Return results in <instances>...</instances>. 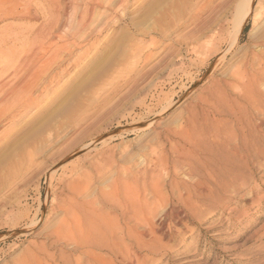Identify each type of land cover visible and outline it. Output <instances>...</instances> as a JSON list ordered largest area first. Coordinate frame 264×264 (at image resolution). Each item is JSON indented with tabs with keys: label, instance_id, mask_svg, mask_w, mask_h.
Instances as JSON below:
<instances>
[{
	"label": "rangeland",
	"instance_id": "rangeland-1",
	"mask_svg": "<svg viewBox=\"0 0 264 264\" xmlns=\"http://www.w3.org/2000/svg\"><path fill=\"white\" fill-rule=\"evenodd\" d=\"M241 2L244 0H127L125 7L112 12L101 4L85 23L88 24L87 27L91 26L86 29L89 32L79 38L75 35L78 34V24L75 22L80 18V9L78 10V5H74L68 9L67 16L61 19L65 24L60 36L66 32L61 36V41L34 38L32 32L43 25L44 18L49 16L47 12H50L45 8L46 2L42 0H30L32 11L38 13L34 20L11 17L0 20V37L6 32L20 33L25 30L27 33L24 32L23 35L28 37L22 39L23 42L9 43L8 48L0 50V61L8 53V56L14 55L8 70L12 64L14 67L16 62L24 59L28 63L38 62L31 70L35 74L33 73L32 81L27 86L30 97L34 98L33 102L15 99L7 105L0 104V149L15 140L16 145L22 147L17 151L11 146L5 155L0 151V200H4L13 180L18 181L14 184L20 189L21 179L26 180L20 205L15 207L17 212L23 214H19L18 220L16 218L13 221L14 225L22 229L26 227V223L41 220L31 236L18 235L9 239L4 237L8 229L14 226L13 222L5 225L0 223V264L23 263L25 251L31 249L29 243L44 242V232H49L60 224L65 216L64 208L71 206L69 202L74 197L66 188L69 181L76 183L79 179L80 184L88 185L82 198L76 199L77 202L81 203L85 199L93 202L96 197L99 198L98 191L108 190L116 175L138 188L135 191L142 212L138 210L137 214L142 216L140 220L134 217L136 221H129L127 218L131 214L124 215L123 220L121 215H117L118 212H109L110 219H120L123 230L121 239L124 241H119L117 251L115 249L113 254L109 250H103L104 248L96 250L95 253L100 255L99 260H109L108 264H264V138L260 139L258 145L261 152H253L252 149L248 158L246 156L248 163H245V159L235 151L238 142L234 134L240 132H237L238 126L232 115L216 119L210 117L207 123L210 124H203L204 134H198V137L205 139L204 136H207L209 143L207 142L206 151L200 155L201 159L200 156L197 158L190 154V145H185L183 149V141L172 135L183 134V119L189 116L190 106H199L198 97L205 96L217 82L229 81L246 55L263 52L258 44L264 38V15L254 22L251 14L235 44L228 43L236 14L234 9ZM260 7L264 9V0H253L252 8L257 10ZM199 10L201 14L197 15ZM199 17L208 20L211 18L214 23H210L211 20L207 22L212 29L222 24L224 26L222 35L214 46L219 54H213L208 64L202 62L201 54H188L185 48L186 43L193 40L187 39L186 35H189L187 33L191 32L194 23L201 20ZM215 19L220 24L217 25ZM106 22L109 28L106 26L102 34L90 33ZM152 41L156 45L153 43V47L146 49ZM62 43L66 44L65 47ZM142 47L145 50L132 55V49ZM68 50H72V53ZM181 64L184 71L179 70ZM104 66L106 71L101 78L88 87V83L98 72H102ZM14 68L9 72L12 73L17 67ZM24 69L27 67L18 69L21 71H18L17 76H22ZM1 76L9 85L13 84L11 75L5 73ZM51 78L54 79L52 82ZM261 88L264 90L263 82ZM230 91L233 96L239 93L237 88ZM254 120L261 128H258V134H264V115H258ZM220 132L224 133L218 134ZM229 132L232 135L224 136ZM23 136L26 137L25 140ZM163 146L164 154H167V168L155 159L165 160L161 159ZM27 150L32 151L30 165L26 157ZM178 153L184 156L179 157ZM190 156L192 157L189 158ZM175 161L176 164L173 163ZM29 171L31 174L35 173L32 174L34 177H30ZM52 173H56L53 178ZM129 173L134 178L137 177L136 183H139L134 184ZM84 174H89L86 181L87 176ZM153 180L156 184H153ZM152 184L160 189L159 197L151 196L154 195ZM158 200L164 203L157 202ZM64 201L69 203H66L67 207ZM11 205L15 203L11 202ZM149 208L154 210L147 212ZM147 215L151 217H145ZM129 227H134V236L127 230ZM136 232L139 234L136 235ZM126 233L130 234V237L127 236L129 239L125 238ZM63 246L64 254L72 256L71 259L83 256L81 250L74 254L69 252V245ZM45 249V253L56 257L52 264H62L57 259L61 247L46 246ZM125 254H128L130 259L127 260L131 262L124 259L125 256L122 257ZM103 261L98 264H105Z\"/></svg>",
	"mask_w": 264,
	"mask_h": 264
},
{
	"label": "bare ground",
	"instance_id": "bare-ground-1",
	"mask_svg": "<svg viewBox=\"0 0 264 264\" xmlns=\"http://www.w3.org/2000/svg\"><path fill=\"white\" fill-rule=\"evenodd\" d=\"M34 1V0H33ZM45 4V8L50 11L47 12V14L49 13V16L44 18V23L43 25L36 31L32 32L34 34V38L35 39H40V40H44L45 39H51L53 41V39H59L61 41L62 37L64 36L66 33L64 31V33H61L60 36V32L63 30V26L65 24L62 23L63 21H61V19L65 16H67V12L68 9L71 8L72 6H76L78 5L79 8L78 10L80 11V18L79 20L75 23H77L76 25L78 26V34L77 37H82L85 36L86 33H88L89 31L86 32V29L90 26L87 27L88 24H85L86 21L88 20V18L90 17V15L93 13V11L95 10V8H98L101 6V4L105 5V7L107 8V11L112 12V10H116V9H120L122 8V6H126L127 0H64L63 5L60 2V0H42ZM129 1V0H128ZM225 1V0H224ZM252 3L253 0H244V2L240 3V6H237L234 9L235 14V18H233L234 20L232 21V31L229 33V40L228 43L231 45L235 44L234 42L238 39V36L242 30L243 25L246 23L248 17L253 14V20L254 22H256L259 18H261L264 15V9H262V7H260L259 9L255 10L252 8ZM97 4V5H96ZM242 4V5H241ZM83 6V7H82ZM124 6V7H125ZM73 8V7H72ZM200 9V8H199ZM77 10V11H78ZM123 10V9H122ZM201 10H199L197 12V15H200ZM107 13V12H106ZM196 13V12H195ZM204 13V12H203ZM37 11H32L31 7H30V0H28V2H25V0H0V20H2L3 18L6 17H11V18H15V19H19V20H27V19H35L37 17ZM78 14V13H77ZM70 15V14H69ZM212 15V14H211ZM77 16V15H76ZM195 16V15H194ZM105 17V16H104ZM205 17H208L207 15ZM72 18V16H71ZM106 18V17H105ZM198 18V17H197ZM200 18V17H199ZM210 18V17H209ZM200 21H197V23L193 25L191 32L188 31L186 35L187 39L193 38L192 41L187 42V40L185 42V48H187L186 50H188V54L189 52H191L192 54H197V55H202L203 56V63H209L211 57L214 55H218L219 53H217L216 51L218 50H214V46L216 45V40L220 37V35H222L223 32V24L220 26H215L216 28L210 29L208 22L209 20L210 23H212V19L210 18L208 19H203L200 18ZM203 19V20H202ZM71 20V19H70ZM208 20V22H207ZM221 20V19H220ZM219 20V22H221ZM93 21V20H92ZM216 21V19H215ZM218 21V20H217ZM217 23L220 24V23ZM89 23V22H88ZM98 23V22H97ZM214 23V22H213ZM215 23V25H216ZM109 24H101L97 29L91 31L90 33L92 34V32H96L98 34H102L105 31V27H108ZM97 27V25H95ZM95 26H92L95 28ZM91 27V26H90ZM224 27V26H223ZM12 28V27H9ZM8 28V30H10ZM109 28V27H108ZM107 28V29H108ZM91 29V28H90ZM106 29V30H107ZM6 29V31H8ZM16 30V29H13ZM18 30V29H17ZM22 30V29H21ZM31 30V29H30ZM24 31V30H23ZM26 31V30H25ZM24 31V32H25ZM5 32V30L3 31ZM12 32V31H11ZM15 32V31H14ZM24 32H16V33H10V32H6V34H3V36L0 37V50L8 48L9 43H17L18 42H23L24 40ZM76 32V33H77ZM206 32V34L204 35V33ZM1 33V32H0ZM27 33V32H25ZM29 33V32H28ZM31 33V32H30ZM64 34V35H63ZM89 34V35H91ZM72 35V34H71ZM70 35V37H71ZM87 35V36H89ZM199 35H204V36H199ZM27 36V35H26ZM33 37V36H32ZM28 38V37H26ZM25 38V39H26ZM31 38V36H30ZM29 38V39H30ZM33 38V39H34ZM73 38V37H72ZM71 38V39H72ZM90 38V37H89ZM23 39V40H22ZM76 39V37H75ZM222 39V37L220 38ZM22 40V41H20ZM67 40V39H66ZM69 40V39H68ZM219 40V39H218ZM217 40V42H218ZM49 41V40H48ZM47 41V42H48ZM85 41V40H84ZM43 42V41H41ZM184 42V44H185ZM220 42V41H219ZM40 43V42H39ZM65 43V41H64ZM71 43V42H70ZM153 41L151 43H149V45L146 47V49H150L151 47H153ZM221 43V42H220ZM219 43V44H220ZM260 44H258L259 48H261L263 50V52L261 53H252L250 56L246 55V57L243 59L242 63L239 65L238 69L235 70V73L233 74V76H231L232 78L229 81H225V82H217V84L214 85L213 88L211 89H207V93L205 96H200L198 97L197 103L199 104V106H195L193 105L190 106V110H189V116L185 117L183 119V134H172L173 137L177 136L178 139H180L181 141H183V149H185V145H190L191 146V150H190V154L195 155V157L197 156V158H199V156L202 154V152L206 149L207 147V136L205 139L198 137V134H204L203 132V124H207L209 122V118L211 117V119H216L219 117H225V116H230L232 115V117L234 118L237 126H238V130L237 132H240V134H234L235 138L237 139L238 144L235 146V151L236 153L239 154V156L245 161V163H248V160L246 161V159L248 158V154L249 152H251L252 149L253 152L256 150L258 153L261 152V150L259 151L260 148H258L260 139L264 138V134H258V127L259 125H256V120H254L255 118H257L258 115L263 116L264 115V90H261V83H264V38L259 41ZM55 44V43H53ZM63 44V43H62ZM62 44L60 46H62ZM69 44V43H68ZM67 44V45H68ZM74 44V43H73ZM72 44V45H73ZM155 44V43H154ZM183 44V45H184ZM11 45V44H10ZM15 45V44H14ZM64 45V44H63ZM66 45V44H65ZM64 45V47H65ZM75 45V44H74ZM77 45V44H76ZM156 45V44H155ZM56 46V45H55ZM58 46V48L60 47ZM143 46V45H142ZM68 48H70L69 46H67ZM66 47V48H67ZM75 47V46H74ZM57 48V50H58ZM76 48H78L76 46ZM10 49V48H9ZM8 49V51H9ZM40 49V48H39ZM49 50V49H48ZM64 50V49H63ZM142 50H145L143 47L142 48H134L131 50L132 55L134 56L135 54H139V52H141ZM223 50V49H222ZM69 51V50H68ZM72 51V50H71ZM71 51H69V53H72ZM173 51V50H172ZM2 52V51H1ZM4 52V51H3ZM5 53V52H4ZM13 53V52H12ZM1 54V53H0ZM9 54V53H8ZM7 56L4 58V60L0 61V76L2 74L11 75V79H13L14 81L13 84L8 83V81H4L3 77L2 79H0V104H5L7 105V103L9 101L18 99L19 101L21 100H25V102H29L32 103L34 98L30 97V93L28 92V88L27 86L29 85V83L32 81V77L35 74L34 72H31V70L34 68V66L36 65L31 61V62H27V61H18L16 62V64L14 65V67L18 68V69H22V67H27V69H24V73H22V76H17L18 70L17 68L15 69L12 64V66L9 67L10 70H8V65L9 62L12 60V58H14L12 55L11 56ZM11 54V52H10ZM191 54V55H192ZM221 54V53H220ZM225 54V53H224ZM6 55V54H4ZM45 55V54H44ZM68 55V54H67ZM72 55V54H71ZM150 55V54H149ZM200 55V56H201ZM43 56V55H42ZM224 56V55H223ZM4 57V56H3ZM41 58V57H40ZM149 58H151L149 56ZM30 60V59H29ZM135 60V59H134ZM147 60V59H146ZM188 61V60H187ZM42 62V61H41ZM65 62V61H64ZM63 62V63H64ZM67 62V61H66ZM69 62V61H68ZM191 62V61H189ZM188 62V63H189ZM12 63V62H11ZM33 63V64H32ZM45 63V61H44ZM183 63V62H182ZM185 63H187L185 61ZM194 63V62H193ZM180 64V63H179ZM185 65V64H184ZM180 66V67H179ZM179 70H183V64L179 65ZM176 67V66H175ZM187 67V66H186ZM15 69L13 70V72H9L11 71V69ZM102 68V67H101ZM100 68V69H101ZM99 69V70H100ZM17 70V71H16ZM106 71L105 66L102 70V72H98L94 78L91 80L90 83H88V87L92 86L95 82H97L101 76L104 74V72ZM184 71V70H183ZM9 72V74H8ZM138 73V71H136ZM173 72V71H172ZM34 73V74H33ZM171 73V72H170ZM186 73V72H185ZM233 73V72H232ZM230 73V74H232ZM58 74V73H57ZM95 74V73H94ZM169 74V73H168ZM189 74V73H188ZM187 74V75H188ZM137 75V74H136ZM7 76V77H8ZM139 76V75H138ZM141 76V75H140ZM230 76V75H229ZM5 77V76H4ZM54 77V75H53ZM142 77V76H141ZM140 77V78H141ZM144 77V76H143ZM55 78V77H54ZM136 78V77H135ZM139 77H137L138 79ZM142 79V78H141ZM210 79V78H209ZM10 80V79H9ZM52 82V80H54L53 78L50 79ZM140 80V79H139ZM138 80V81H139ZM225 80V79H224ZM11 81V80H10ZM212 81V80H211ZM135 83V82H134ZM196 83V82H195ZM214 83V82H213ZM137 84V83H136ZM136 86V85H135ZM87 87V86H86ZM87 87V88H88ZM134 87V86H133ZM132 87V89H133ZM233 88H237L238 90V94H236L235 96H233V94L231 93L230 90H232ZM89 89V88H88ZM190 89V88H189ZM200 90V89H199ZM236 90V89H235ZM131 91V89L129 90ZM188 91V90H187ZM28 92V93H27ZM204 93V91H202ZM42 93V92H41ZM186 93V92H185ZM192 93V92H191ZM202 93V94H203ZM234 93V92H233ZM198 94V93H197ZM199 94H201L199 92ZM190 96V95H189ZM28 104V103H27ZM232 104H234V107H236L234 109V107L232 106ZM195 106V107H194ZM3 107V106H2ZM199 109L200 112L197 110ZM1 110V108H0ZM188 111V109H187ZM8 118V117H7ZM12 118V117H11ZM228 118V117H227ZM232 118V119H233ZM263 118V117H262ZM261 118V119H262ZM260 119V121H261ZM12 120V119H11ZM259 120V119H258ZM256 121V122H254ZM213 122V121H212ZM261 123V122H260ZM263 123V121H262ZM150 124V123H149ZM210 124V123H209ZM207 124V125H209ZM215 124V123H214ZM235 124V125H236ZM264 124V123H263ZM206 125V127H207ZM218 125V124H216ZM221 125V124H220ZM230 125V124H229ZM146 126V125H145ZM215 127V125L212 124V127ZM263 126V125H262ZM219 127V126H218ZM145 128V127H144ZM149 128V126H148ZM211 128V126H210ZM263 128V127H262ZM223 129V128H222ZM227 129V128H226ZM236 129V127H235ZM182 130V129H181ZM205 130V129H204ZM210 130V129H208ZM237 130V129H236ZM261 130V128H260ZM228 131V130H227ZM264 131V130H263ZM209 132V131H208ZM206 132V133H208ZM232 132V131H231ZM236 132V133H237ZM174 133V132H173ZM224 132H220L218 134H221ZM234 133V132H233ZM168 134V133H167ZM216 134V133H215ZM223 135V134H222ZM227 135H232L230 134H224V136ZM33 136V135H32ZM220 136V135H219ZM176 137V138H177ZM24 138V136L22 137ZM26 138V137H25ZM24 138V140H25ZM212 139H215L214 137L211 136ZM222 138V137H221ZM224 138V137H223ZM227 138V137H226ZM225 138V139H226ZM234 138V139H235ZM21 139V138H20ZM218 139V137H217ZM229 139V138H228ZM261 139V140H262ZM19 140V139H17ZM206 140V141H205ZM82 141V140H81ZM216 141V139H215ZM9 142V139H8ZM20 142V141H19ZM25 142V141H24ZM180 142V141H179ZM219 142V141H218ZM227 142V141H225ZM29 143V142H28ZM166 143V142H165ZM209 143V142H208ZM17 141H13L12 143H10L8 146H4L2 149H0V151L2 152V155L7 154L6 150L12 148L11 146H14V149L17 151H20L22 149L21 146H17ZM23 144V142H22ZM225 144V143H224ZM27 145V144H25ZM223 145V144H222ZM226 145V144H225ZM182 146V145H181ZM213 147V146H212ZM227 147V146H226ZM231 147V145H230ZM160 148V147H159ZM217 148L219 149V147L217 146ZM224 148V147H223ZM182 149V148H181ZM189 149V148H188ZM208 149V148H207ZM229 149V148H228ZM13 150V149H12ZM67 150V149H66ZM172 151V150H171ZM188 151V150H187ZM206 151V150H205ZM231 151V150H230ZM234 151V152H235ZM186 152V151H185ZM184 152V153H185ZM165 153V146L162 147L161 149V154H162V160L160 161L158 158H155L156 161L161 165V166H166L165 164L168 162L167 161V154ZM168 153V152H167ZM183 153V152H182ZM189 153V152H187ZM186 153V154H187ZM212 152H209V154ZM179 154V153H178ZM204 154V153H203ZM237 154V155H238ZM254 154V153H253ZM153 155H157V153H153ZM160 155V154H159ZM169 155V154H168ZM177 155V154H176ZM182 155V154H181ZM179 154V157L181 156ZM207 155V154H206ZM215 155V153L213 154ZM223 155V154H222ZM256 155V154H254ZM31 156H32V151H26V157L28 158L29 162L28 165H30L29 163H31ZM184 156V155H182ZM247 156V158H246ZM250 156V155H249ZM146 157V156H145ZM150 157V156H149ZM155 157V156H154ZM160 157V156H159ZM169 157V156H168ZM192 156H190L189 158H191ZM211 157V156H210ZM256 157V156H254ZM24 158V157H23ZM251 158V156H250ZM258 158V157H257ZM255 158V160L257 159ZM170 159V158H169ZM194 159V158H193ZM201 159V156H200ZM84 160V159H83ZM109 160V159H108ZM145 160V159H144ZM180 160V158H179ZM183 160V159H182ZM188 160V159H187ZM205 160V159H204ZM209 160V158H208ZM31 161V162H30ZM149 160L147 159V162ZM242 161V160H241ZM258 161V160H257ZM109 162V161H108ZM112 162V161H111ZM151 162V161H150ZM149 162V163H150ZM194 162V161H193ZM226 162V161H225ZM251 162V161H250ZM157 163V166H158ZM176 164V161L173 162ZM236 163V162H235ZM253 163V161H252ZM211 164V163H210ZM220 164V163H219ZM101 165V164H98ZM213 165V164H212ZM37 166V165H36ZM40 166V165H39ZM105 166V165H104ZM152 166V165H151ZM155 166V165H154ZM190 166V165H189ZM221 166V165H220ZM100 167V166H99ZM218 167V166H217ZM28 168V167H27ZM39 168V167H38ZM36 168V169H38ZM45 168V167H44ZM149 168V167H148ZM161 168V167H160ZM167 168V166H166ZM173 168V166H172ZM191 168V167H190ZM219 168V167H218ZM40 169V168H39ZM38 169V171H39ZM43 169V168H42ZM101 169V168H100ZM151 169V168H150ZM155 169V167H154ZM159 169V168H158ZM162 168V172H163ZM170 169V168H169ZM30 170V169H27ZM102 170V169H101ZM160 170V169H159ZM158 170V172H159ZM167 170V169H166ZM229 170V169H228ZM36 171V170H35ZM38 171H36L35 173H37ZM72 171V170H71ZM75 171V170H74ZM114 171V170H113ZM122 171V169H121ZM126 171V170H125ZM122 174H124V172ZM129 171V170H128ZM165 171V170H164ZM191 171V170H190ZM27 172V171H26ZM78 172V171H77ZM74 172V173H77ZM100 172V171H99ZM130 172V171H129ZM169 172V171H167ZM192 172V171H191ZM30 173V177H34L31 174V171H29ZM34 173V174H35ZM70 173V172H69ZM73 173V175H74ZM98 173V172H97ZM128 173V172H127ZM176 174V172H174ZM28 174V173H27ZM33 174V175H34ZM39 173H37L38 175ZM47 174V172H46ZM56 174V173H55ZM54 173L51 174V178L54 177L55 175ZM79 174V173H78ZM90 174V173H89ZM85 175L83 177V179H85V181L88 179V175ZM93 174V173H92ZM99 174V173H98ZM102 174V173H101ZM100 174V175H101ZM120 174V173H118ZM174 174V176H175ZM70 175V174H69ZM68 175V177H69ZM82 175V174H80ZM105 175V174H104ZM103 175V176H104ZM126 175V173H125ZM129 175L131 176L130 178H132V182H134V184H137L139 182L136 183L137 177L134 178V176L132 174L129 173ZM128 175V176H129ZM137 175V174H136ZM169 175V174H168ZM251 175V174H250ZM45 176V174H44ZM79 176V175H78ZM92 176L95 177V174H93ZM113 176V175H112ZM173 176V175H172ZM24 177H27L26 175ZM67 177V178H68ZM77 177V176H76ZM98 177V175L96 176ZM116 178L112 181V183L110 184V186L108 187V190L104 191V190H100L98 191V196L99 198H95L93 200V202H91L90 200H83L81 203L77 202L76 199L78 198H82V195L86 192L88 185L85 184L83 185L80 184L81 182L76 181V183L74 181H72L70 183H68V185L66 186V188L73 194H71L72 196H74L71 200H70V204L71 206H69L67 209L64 208L65 210V216L64 219L60 220V224H58V226H56L55 229H52L51 231L47 232L45 231L44 233V242L42 243H29L31 245V249L30 250H26V255L24 258V262L21 264H52L55 263L56 261V257L55 255H48V253H45V248L46 246H57L61 247L60 250V254H58L59 256L57 257V259L59 261L62 262V264H98V263H102L100 261H103L101 258V260H99L100 255H97L95 253L96 250L100 251V248H104L103 250H109L111 251L113 254L117 244L119 243V241H122V237H123V230L122 227L120 226V219L117 217L115 220H112L109 218V212L113 211V212H118L119 214L117 215H121L122 218L124 215L126 214H131L128 216V220H132V221H136L135 219H133L134 217H138L140 220L141 215L137 214V211L139 209V201L138 198L136 196V191L134 188L135 185H131L129 182H127L126 180H121L118 178V176H115ZM127 177V176H126ZM171 177V176H170ZM192 177V176H191ZM79 178V177H77ZM75 178V179H77ZM81 178V177H80ZM81 178V179H82ZM100 178V176H99ZM98 178V180H99ZM161 178V177H160ZM169 178V176H168ZM173 178V177H172ZM19 179V178H18ZM29 179V178H28ZM32 179V178H31ZM29 179V180H31ZM60 179V178H59ZM123 179H124V175H123ZM127 179V178H125ZM129 179V178H128ZM216 179V178H215ZM214 179V180H215ZM20 180V179H19ZM62 180V178H61ZM68 180V179H67ZM200 180V179H198ZM197 180V181H198ZM16 180H13L12 182V186H10L7 189V195H5L4 200H0V222L1 224L3 223L5 224H9L10 222L12 223L14 220H18V216H19V212H17V210L15 209V207H18L20 205V199L22 197L23 194V189L24 186L26 185V180L21 179L22 182V186L21 189L18 188L14 183ZM55 181V180H54ZM94 181V180H93ZM153 184H156L155 180H153ZM196 181V183H197ZM204 181V180H203ZM18 182V181H16ZM61 182V181H60ZM95 182V181H94ZM93 182V183H94ZM170 183L172 182V180L169 181ZM176 182V181H175ZM63 183V181L61 182ZM65 183V181H64ZM75 183V184H74ZM96 183V182H95ZM184 183V182H183ZM203 183V182H202ZM17 184V183H16ZM57 184V183H56ZM60 184V183H59ZM67 184V183H66ZM144 184V183H143ZM152 184V186H154ZM172 184V183H171ZM174 184V183H173ZM176 184V183H175ZM186 184V183H185ZM184 184V185H185ZM201 184V183H200ZM91 185L93 186V184L91 183ZM150 185V184H149ZM161 184H159L160 186ZM19 186V187H20ZM58 186V185H57ZM138 186V185H137ZM151 186V185H150ZM177 186V185H176ZM63 187V186H62ZM102 187V186H101ZM99 188V187H98ZM149 188V186H148ZM154 191V195L151 194V196H157L159 197V193H160V189H157V185L152 187ZM150 188V189H152ZM161 188V187H159ZM180 188V186H179ZM62 189V188H61ZM101 189V188H100ZM138 189V188H137ZM146 189V188H145ZM178 189V188H177ZM186 189V186H185ZM176 190V188H175ZM26 190H24L25 192ZM67 191V190H66ZM95 191V189H94ZM148 191V190H147ZM151 191V192H152ZM62 192V191H61ZM177 192V191H176ZM95 193V192H94ZM93 193V194H94ZM53 196H55L53 194ZM89 196V195H88ZM91 196V195H90ZM89 196V197H90ZM162 196V194H161ZM168 196V194H167ZM166 196V197H167ZM93 197V196H92ZM90 197V198H92ZM2 198V199H3ZM56 198V197H55ZM24 199V198H23ZM162 199V198H161ZM160 199V200H161ZM68 200V198L66 199ZM158 200L157 202H162L164 203V201H160ZM165 200V199H164ZM23 201V200H22ZM57 201L58 198H57ZM63 201V200H62ZM145 201H148V199H146ZM12 203H15V205H11ZM54 202L55 199H54ZM53 202V203H54ZM65 205H66V201ZM156 202V201H155ZM52 203V202H51ZM52 203V204H53ZM67 203V205L69 204ZM161 203V204H162ZM24 204V203H23ZM58 204H60L58 202ZM63 205V202L61 203ZM138 204V207H137ZM147 204V203H146ZM193 204V203H192ZM57 204L55 203V206ZM67 205L65 207H67ZM160 205V203H159ZM58 206V205H57ZM53 207V206H52ZM62 208L63 207H59ZM192 208V207H191ZM24 209V208H23ZM52 209V208H50ZM63 210V211H64ZM152 210H154L153 208H149L147 212H151ZM173 210V209H172ZM23 210H21L22 212ZM51 211V210H50ZM166 211V210H165ZM28 212V211H26ZM55 212V211H54ZM142 211H140L141 213ZM154 212V211H153ZM168 213V212H167ZM166 213V214H167ZM23 214V213H21ZM20 214V216H22ZM25 214V213H24ZM51 215L53 213H50ZM111 214V213H110ZM64 215V214H63ZM109 215V216H108ZM116 215V213H115ZM114 215V216H115ZM144 215V213H143ZM150 215V214H149ZM149 215L145 216L148 217ZM152 215V214H151ZM112 216V215H111ZM127 216V215H126ZM151 217V216H149ZM154 217V216H153ZM25 218V217H24ZM121 218V219H122ZM144 218V217H143ZM164 218V217H163ZM148 219V218H147ZM145 218V220H147ZM152 219V218H151ZM124 220V218H123ZM127 220V222H128ZM129 220V221H130ZM138 220V221H139ZM143 220V219H142ZM144 220V221H145ZM41 220H34L31 221L30 224L26 223L25 226L22 229H19L17 227H15L14 222L12 223L14 226L6 233L5 237L6 239L12 238L14 236H31L35 230L38 228L39 224H40ZM59 221V220H58ZM126 221V220H125ZM123 221V222H125ZM131 221V222H132ZM16 222V221H15ZM122 222V221H121ZM140 222V221H139ZM138 222V223H139ZM147 222V221H145ZM18 223V222H17ZM20 223V222H19ZM24 223V222H23ZM126 223V222H125ZM16 224V223H15ZM127 224V223H126ZM135 224V222H134ZM3 225V226H4ZM122 225V223H121ZM124 225V223H123ZM151 225V224H149ZM17 226V225H16ZM136 226V225H135ZM138 226V225H137ZM142 226V225H141ZM140 226V227H141ZM19 227V226H18ZM132 227V226H131ZM148 227V226H147ZM52 228V227H51ZM126 228V227H125ZM130 228V227H129ZM133 228L127 229L128 231H131V235ZM151 229V228H150ZM136 230V229H135ZM145 230V228H144ZM33 231V232H32ZM127 231V232H128ZM47 232V233H46ZM126 232V230H125ZM134 232V231H133ZM139 232V231H138ZM136 232V235L137 233ZM128 233H126V237L127 239H129L130 234L127 235ZM135 234V233H134ZM134 234L132 236H134ZM139 234V233H138ZM143 234V233H142ZM141 234V235H142ZM140 235V236H141ZM39 236V235H38ZM129 236V237H127ZM36 237V234H35ZM135 238V237H134ZM5 239V240H6ZM3 241V240H2ZM124 241V240H123ZM122 241V242H123ZM130 241V240H129ZM135 242L137 240H134ZM133 241V242H134ZM139 241V240H138ZM137 241V242H138ZM131 242V241H130ZM143 242V241H142ZM141 243V242H140ZM137 244V243H136ZM29 245V246H30ZM63 245H69L68 248L70 247V253H74L78 251H82V257H76L74 259H71L72 256L64 254V249H63ZM123 244H121L120 246L122 247ZM133 246V245H132ZM119 247V248H121ZM131 247V245H130ZM135 247L138 248V246L135 245ZM66 248V247H65ZM123 248V247H122ZM132 248V247H131ZM126 249V247H125ZM67 250V249H66ZM127 250V249H126ZM129 250V248H128ZM24 251V250H23ZM57 251V252H58ZM117 251V249H116ZM131 251V250H130ZM67 252V251H66ZM107 252V251H106ZM109 253V252H107ZM133 253V251H132ZM54 254V253H53ZM56 254V253H55ZM56 254V255H57ZM121 254V253H119ZM23 255V254H22ZM73 255V254H72ZM122 255V254H121ZM40 256H42V258H39ZM125 256V257H124ZM128 256V254H127ZM126 254L123 255L122 257H124V259L126 258V260L129 258L127 257ZM24 257V256H23ZM121 257V256H120ZM119 257V258H120ZM121 257V258H122ZM105 258V257H104ZM118 258V259H119ZM23 258H21L22 260ZM118 259H116L118 261ZM130 259V258H129ZM136 259V257L134 258ZM106 260V259H105ZM104 260V261H105ZM113 260V259H112ZM115 260V258H114ZM123 260V259H122ZM131 260H132V256H131ZM18 261V260H17ZM92 261V262H91ZM103 261V263H105ZM107 261V260H106ZM124 261V260H123ZM129 261V260H127ZM16 262V261H15ZM109 260L107 261L108 264ZM131 262V261H129ZM57 263V262H56ZM117 263V262H116ZM124 263V262H123ZM136 263V260H135ZM17 264V262H16Z\"/></svg>",
	"mask_w": 264,
	"mask_h": 264
}]
</instances>
